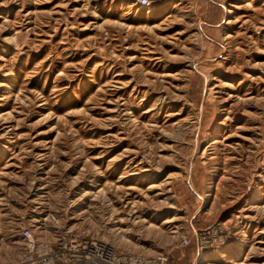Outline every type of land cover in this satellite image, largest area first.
Segmentation results:
<instances>
[{"label": "rangeland", "instance_id": "374dc122", "mask_svg": "<svg viewBox=\"0 0 264 264\" xmlns=\"http://www.w3.org/2000/svg\"><path fill=\"white\" fill-rule=\"evenodd\" d=\"M52 216L172 264L221 222L206 260L264 264V0H0V261Z\"/></svg>", "mask_w": 264, "mask_h": 264}, {"label": "built area", "instance_id": "2783aa9c", "mask_svg": "<svg viewBox=\"0 0 264 264\" xmlns=\"http://www.w3.org/2000/svg\"><path fill=\"white\" fill-rule=\"evenodd\" d=\"M117 1L127 2L139 9H147L151 4V0ZM43 232L48 233V239H43ZM193 235L195 256L192 264H202L206 256L224 248L231 240L221 222L211 223ZM19 237L22 255L13 262L0 261V264H172L169 253L145 255L119 251L98 237L64 228L53 216L42 220L36 227L21 228ZM191 243L188 236L178 239L180 247Z\"/></svg>", "mask_w": 264, "mask_h": 264}, {"label": "bare ground", "instance_id": "6f19581e", "mask_svg": "<svg viewBox=\"0 0 264 264\" xmlns=\"http://www.w3.org/2000/svg\"><path fill=\"white\" fill-rule=\"evenodd\" d=\"M121 2H123V1H121ZM124 3H127V2H124ZM129 4V3H128ZM131 6H133V5H131ZM215 253V252H214ZM242 254V253H241ZM206 258H204V260H203V262H201V263H203V264H215V263H212V262H209L208 260H206Z\"/></svg>", "mask_w": 264, "mask_h": 264}]
</instances>
